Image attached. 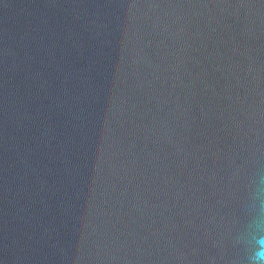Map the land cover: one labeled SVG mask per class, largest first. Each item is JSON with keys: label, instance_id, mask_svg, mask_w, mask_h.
<instances>
[{"label": "water", "instance_id": "95a60500", "mask_svg": "<svg viewBox=\"0 0 264 264\" xmlns=\"http://www.w3.org/2000/svg\"><path fill=\"white\" fill-rule=\"evenodd\" d=\"M264 0H0V264H250Z\"/></svg>", "mask_w": 264, "mask_h": 264}, {"label": "clouds", "instance_id": "9594fccd", "mask_svg": "<svg viewBox=\"0 0 264 264\" xmlns=\"http://www.w3.org/2000/svg\"><path fill=\"white\" fill-rule=\"evenodd\" d=\"M259 192L253 193L248 205L250 218L246 229L247 238L252 245L250 264H264V199H259Z\"/></svg>", "mask_w": 264, "mask_h": 264}]
</instances>
